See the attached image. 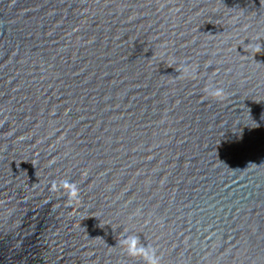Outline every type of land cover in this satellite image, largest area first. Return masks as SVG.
I'll list each match as a JSON object with an SVG mask.
<instances>
[{"label":"water","instance_id":"water-1","mask_svg":"<svg viewBox=\"0 0 264 264\" xmlns=\"http://www.w3.org/2000/svg\"><path fill=\"white\" fill-rule=\"evenodd\" d=\"M138 248L264 264V0H0V264Z\"/></svg>","mask_w":264,"mask_h":264},{"label":"clouds","instance_id":"clouds-1","mask_svg":"<svg viewBox=\"0 0 264 264\" xmlns=\"http://www.w3.org/2000/svg\"><path fill=\"white\" fill-rule=\"evenodd\" d=\"M252 49L254 51H262V44H253L251 45ZM211 95L217 98H220L223 96V89L220 88H213L210 89ZM67 183V181H65ZM75 186H72V192H75ZM126 246V250L128 251V247ZM129 253V251H128ZM137 255L142 257L143 264H160L159 257L156 255L155 251L151 248H145L144 252L141 254L140 249H137ZM130 254V253H129ZM132 255V254H131ZM136 256V255H133Z\"/></svg>","mask_w":264,"mask_h":264}]
</instances>
